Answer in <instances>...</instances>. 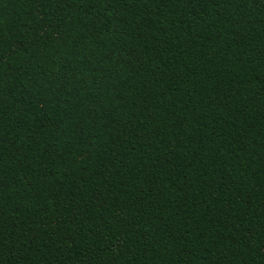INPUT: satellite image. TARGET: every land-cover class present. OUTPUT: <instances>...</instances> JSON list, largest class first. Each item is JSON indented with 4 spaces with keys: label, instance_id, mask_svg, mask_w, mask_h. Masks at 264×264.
I'll use <instances>...</instances> for the list:
<instances>
[{
    "label": "trees",
    "instance_id": "16d2710c",
    "mask_svg": "<svg viewBox=\"0 0 264 264\" xmlns=\"http://www.w3.org/2000/svg\"><path fill=\"white\" fill-rule=\"evenodd\" d=\"M0 264H264V0H0Z\"/></svg>",
    "mask_w": 264,
    "mask_h": 264
}]
</instances>
